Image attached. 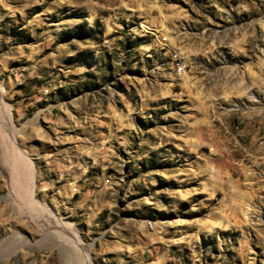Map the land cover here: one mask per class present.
Wrapping results in <instances>:
<instances>
[{
	"label": "rangeland",
	"instance_id": "rangeland-1",
	"mask_svg": "<svg viewBox=\"0 0 264 264\" xmlns=\"http://www.w3.org/2000/svg\"><path fill=\"white\" fill-rule=\"evenodd\" d=\"M0 94V264H264V0H0Z\"/></svg>",
	"mask_w": 264,
	"mask_h": 264
},
{
	"label": "bare ground",
	"instance_id": "bare-ground-1",
	"mask_svg": "<svg viewBox=\"0 0 264 264\" xmlns=\"http://www.w3.org/2000/svg\"><path fill=\"white\" fill-rule=\"evenodd\" d=\"M2 103V98H1V94H0V104ZM4 110V109H3ZM1 113V112H0ZM5 121V120H4ZM4 124V123H3ZM9 124V123H8ZM2 126V125H1ZM6 126V125H5ZM3 128V127H2ZM3 130V129H1ZM1 134V133H0ZM15 158V156H14ZM14 160V161H13ZM27 160V159H26ZM12 166L11 171H10V182L12 185V188L15 190H12V192H16L18 195V200H19V204H24L25 206H28L29 209L33 211V209L35 210V213H31L30 210L29 212L32 214V217L35 216L37 214V210H36V206L34 204V202L32 201V194L35 190H33V186H34V180L32 179L30 182V174H32V176H34V171L32 169V167H30L31 165H27L24 160L20 157L19 159L16 157L15 159H12ZM22 161V162H21ZM5 162V161H4ZM28 162V161H26ZM6 166V165H5ZM9 170V169H8ZM29 185V188H28ZM11 188V187H10ZM11 195V194H10ZM13 196V195H12ZM16 198V197H15ZM37 200V198H36ZM16 201V200H15ZM18 202V201H17ZM40 204V203H39ZM19 207V206H18ZM21 207V206H20ZM24 208V207H23ZM45 209V208H44ZM28 210V209H27ZM26 210V211H27ZM251 210L250 206L246 207V215H249V211ZM23 211V210H22ZM43 211V210H42ZM44 212V211H43ZM25 213V212H24ZM27 213V212H26ZM18 214V213H17ZM22 215V214H21ZM28 216V215H27ZM40 218V217H38ZM43 219V218H42ZM40 221V220H39ZM46 222V221H45ZM42 224V223H41ZM89 260V259H88ZM90 262V260H89Z\"/></svg>",
	"mask_w": 264,
	"mask_h": 264
},
{
	"label": "built area",
	"instance_id": "built-area-1",
	"mask_svg": "<svg viewBox=\"0 0 264 264\" xmlns=\"http://www.w3.org/2000/svg\"><path fill=\"white\" fill-rule=\"evenodd\" d=\"M176 62H177L178 70H179V73H180L181 71H183V60L180 59V58H177Z\"/></svg>",
	"mask_w": 264,
	"mask_h": 264
}]
</instances>
